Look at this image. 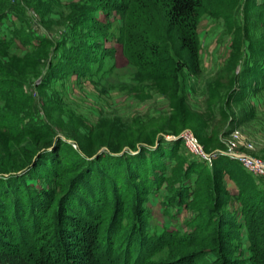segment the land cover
Segmentation results:
<instances>
[{"label": "rangeland", "instance_id": "rangeland-1", "mask_svg": "<svg viewBox=\"0 0 264 264\" xmlns=\"http://www.w3.org/2000/svg\"><path fill=\"white\" fill-rule=\"evenodd\" d=\"M84 4L88 0H0V173L17 169L30 150L29 132L45 135V127L78 154L80 145L105 159L160 148V185L146 195L141 218L120 225L130 232L141 220L146 236L156 240L164 232H191L193 201L205 188L188 170L205 164L201 178L218 174L226 194L214 214L236 224L234 260L246 263L255 225L248 224L252 213L244 215L241 196L264 194V182L228 149L232 142L236 152L264 161V0H205L196 64L173 42L177 53L170 50L168 63L150 70L132 63L114 39L120 26L115 13L85 16L107 25L102 33L87 22L76 26L74 14ZM185 134L221 164L191 153ZM175 140L180 144L172 158ZM30 183L39 188L44 182ZM181 188L191 195H178ZM138 239L125 238L135 244L132 261L142 248ZM165 255L162 249L152 260L165 262Z\"/></svg>", "mask_w": 264, "mask_h": 264}, {"label": "trees", "instance_id": "trees-1", "mask_svg": "<svg viewBox=\"0 0 264 264\" xmlns=\"http://www.w3.org/2000/svg\"><path fill=\"white\" fill-rule=\"evenodd\" d=\"M204 3L88 0L76 11L74 21L76 26L87 22L92 25L91 31L102 33L107 25L97 24L91 16L84 20L85 16L101 12L109 18L115 13L120 26L114 39L139 69L167 64L164 57L170 59L169 51L178 49L196 64V27ZM173 42H177V50ZM0 71L4 73L2 68ZM3 81L0 79V86ZM40 132H29L30 150L25 149L26 159L17 169L0 173V264H264V232H260L264 229V222H260L264 218L263 193L241 196L244 215L252 213L248 224L255 225L254 233L249 232L250 256L246 263L234 260L236 224L222 223L214 214L223 208L220 196L226 194L218 174L201 178L205 164H191L188 170L197 176L194 184L205 188L197 190L193 201L198 208L191 232H164L154 240L146 236L141 220L130 232L120 225L124 219L132 220L133 215L140 219L146 195L152 186L160 185L162 178L156 172L162 168V149L105 159L86 153L80 145L82 153L78 154L49 127L44 128L45 135ZM179 142H171L170 157H175ZM213 161L217 167L221 164V158ZM34 180L49 188L44 183L38 188L30 183ZM186 193L181 188L178 195H191ZM131 234H138V247L142 246L133 261L135 239L133 243L125 241ZM162 249L166 261H153L152 256Z\"/></svg>", "mask_w": 264, "mask_h": 264}, {"label": "built area", "instance_id": "built-area-1", "mask_svg": "<svg viewBox=\"0 0 264 264\" xmlns=\"http://www.w3.org/2000/svg\"><path fill=\"white\" fill-rule=\"evenodd\" d=\"M181 138H183L185 144L189 147L191 153L200 157V159H203L205 162L207 161L209 164L212 163V160H214L215 157H212L210 155H205L202 148L199 146L196 138H194L191 134H185ZM228 154L231 157L237 159L246 171L252 173L254 176L258 177L264 182L263 160H259L251 156L236 152L234 149V144L232 142L229 146Z\"/></svg>", "mask_w": 264, "mask_h": 264}]
</instances>
